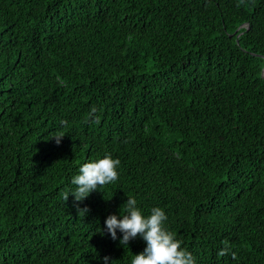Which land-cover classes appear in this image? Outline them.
Here are the masks:
<instances>
[{
	"label": "trees",
	"instance_id": "1",
	"mask_svg": "<svg viewBox=\"0 0 264 264\" xmlns=\"http://www.w3.org/2000/svg\"><path fill=\"white\" fill-rule=\"evenodd\" d=\"M263 67L264 0H0V264H131L128 197L195 264H264Z\"/></svg>",
	"mask_w": 264,
	"mask_h": 264
},
{
	"label": "clouds",
	"instance_id": "2",
	"mask_svg": "<svg viewBox=\"0 0 264 264\" xmlns=\"http://www.w3.org/2000/svg\"><path fill=\"white\" fill-rule=\"evenodd\" d=\"M56 137L59 143V138ZM119 159L110 154L96 160H91L79 167L78 174L73 176L71 184L75 186L64 194L65 201L71 195L75 201H83L94 191L110 185L119 179ZM124 214H111L104 221L105 228L101 230L110 234L113 240L118 239L121 245H128L137 237L145 242L143 251L135 254L131 264H195L193 255L182 246L175 234L166 227L168 219L165 210L153 207L148 215L138 206L134 197H128L124 203ZM86 211V210H82ZM104 264H109L110 258L104 257Z\"/></svg>",
	"mask_w": 264,
	"mask_h": 264
},
{
	"label": "water",
	"instance_id": "3",
	"mask_svg": "<svg viewBox=\"0 0 264 264\" xmlns=\"http://www.w3.org/2000/svg\"><path fill=\"white\" fill-rule=\"evenodd\" d=\"M263 76H264V67H263Z\"/></svg>",
	"mask_w": 264,
	"mask_h": 264
}]
</instances>
